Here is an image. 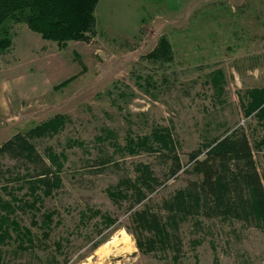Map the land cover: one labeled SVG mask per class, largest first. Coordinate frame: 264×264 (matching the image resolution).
<instances>
[{
    "label": "rangeland",
    "instance_id": "1",
    "mask_svg": "<svg viewBox=\"0 0 264 264\" xmlns=\"http://www.w3.org/2000/svg\"><path fill=\"white\" fill-rule=\"evenodd\" d=\"M95 16L97 36L67 47L24 23L5 25L13 45L0 53V147L55 115L69 120L59 134L31 140L44 157L49 148L65 157L61 186L36 210L26 205L34 201L35 166L0 154V199L14 204L12 218L22 227L0 244V264H264V230L257 224L168 209L179 191L200 183L189 155L238 128L264 186V147H255L264 121L245 113L250 94L264 90V0H100ZM163 36L173 46L172 63L147 59ZM157 126L177 143L183 170L175 177L158 153L117 150L128 136L150 135ZM139 165L161 184L137 203L134 191L119 184L135 183ZM109 189L124 196L113 199ZM145 209L178 235L180 252L174 243L147 252L154 232L134 221ZM53 212L44 229V215ZM170 219L178 226L171 228ZM21 237L27 250L19 247Z\"/></svg>",
    "mask_w": 264,
    "mask_h": 264
},
{
    "label": "trees",
    "instance_id": "2",
    "mask_svg": "<svg viewBox=\"0 0 264 264\" xmlns=\"http://www.w3.org/2000/svg\"><path fill=\"white\" fill-rule=\"evenodd\" d=\"M100 0H0V53L7 51L13 45V39L6 28V23H24L28 28L41 36L43 40L57 43L61 47H67V43H90L97 36L96 9ZM154 63H172L174 51L170 40L163 36L157 47L147 56ZM77 76L62 82L55 87L60 90L76 80ZM152 77L145 79L149 84ZM251 95V103L246 108L247 116L255 114L259 121H264V90H255ZM69 119L64 115H55L49 120L30 129L26 135L18 133L6 141L0 147V154L7 155L15 161L27 160L35 167V175L32 176L30 193L34 196L33 204L27 207L36 210V203L43 196H50L53 190L58 189L62 180L60 172L63 169L65 157L57 155L49 148L46 157L36 150L31 142L33 139H41L59 134ZM105 137L110 132L103 129ZM101 138V137H100ZM255 147L259 150L264 147V138L257 142ZM118 152L134 155L138 152L148 151L158 153L169 164L170 175L175 177L183 170V164L177 153V143L173 139L172 132L166 127H155L150 135L128 136L126 145L119 147ZM192 169L200 176V183H193L183 191H179L168 209L184 215L203 214L207 217H232L245 220L247 223H255L264 230V186L262 177L258 171L254 158L253 148L244 129H235L232 133L211 142L206 143L189 155ZM51 166H48V163ZM103 166L107 161L101 162ZM140 175L135 183L130 180H122L121 187L134 191L137 203L148 198L145 191L154 192L161 183L147 165L137 166ZM41 190L42 194H37ZM111 198H122L123 192L119 189L110 190ZM5 212L2 214V212ZM16 208L12 203H5L0 199V244L13 239L9 232L14 229L21 230L20 223L12 218ZM56 213L44 215L42 226L49 229L53 224V216ZM94 214H99L95 212ZM108 218V217H107ZM169 218V217H168ZM172 220V219H170ZM113 223V220H108ZM134 221L141 229L153 231L155 239L146 241L147 252L156 250L157 246L167 247L171 243L180 252L178 235L168 229V225L162 223L157 215L147 209L134 213ZM173 221V220H172ZM18 222V223H17ZM172 224V226H171ZM169 226L177 227L176 221L169 222ZM47 237L48 233L44 232ZM22 250H27L25 237L19 240ZM139 246L144 248L142 241ZM179 255H175L178 259Z\"/></svg>",
    "mask_w": 264,
    "mask_h": 264
},
{
    "label": "crops",
    "instance_id": "3",
    "mask_svg": "<svg viewBox=\"0 0 264 264\" xmlns=\"http://www.w3.org/2000/svg\"><path fill=\"white\" fill-rule=\"evenodd\" d=\"M176 0H173V2H175Z\"/></svg>",
    "mask_w": 264,
    "mask_h": 264
}]
</instances>
